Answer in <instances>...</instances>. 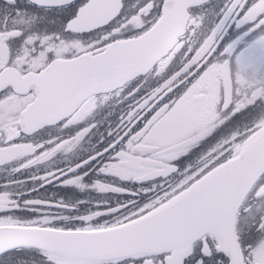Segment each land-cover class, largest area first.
I'll use <instances>...</instances> for the list:
<instances>
[{
	"label": "snow or ice",
	"instance_id": "6c2138e0",
	"mask_svg": "<svg viewBox=\"0 0 264 264\" xmlns=\"http://www.w3.org/2000/svg\"><path fill=\"white\" fill-rule=\"evenodd\" d=\"M0 264H264V0H0Z\"/></svg>",
	"mask_w": 264,
	"mask_h": 264
}]
</instances>
